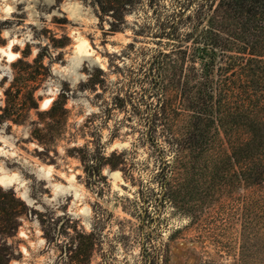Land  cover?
<instances>
[{
	"label": "rangeland",
	"instance_id": "obj_1",
	"mask_svg": "<svg viewBox=\"0 0 264 264\" xmlns=\"http://www.w3.org/2000/svg\"><path fill=\"white\" fill-rule=\"evenodd\" d=\"M199 3L136 0L115 31L111 14L93 0L36 4L33 19L42 27L27 23V12L0 21V31L18 29L17 40L30 31L23 49L11 50L29 62L36 49L47 68L2 59L0 86L7 65L20 87L17 105L28 90L37 101V92L58 89L54 106L36 112L37 120L28 119L31 108L19 123H0V174L13 175L11 185H0V264L9 252L8 264H264V180L247 183L245 161H220L217 147L206 150L194 164L178 165L170 196H161L160 158L172 161L174 151L170 133L150 135L144 127L147 104L157 97L148 58L151 49L168 48L162 33L172 20L185 9L187 25ZM54 10L61 15L47 19ZM78 38L90 56L75 52Z\"/></svg>",
	"mask_w": 264,
	"mask_h": 264
},
{
	"label": "trees",
	"instance_id": "obj_2",
	"mask_svg": "<svg viewBox=\"0 0 264 264\" xmlns=\"http://www.w3.org/2000/svg\"><path fill=\"white\" fill-rule=\"evenodd\" d=\"M93 1L101 14H111L109 30L115 31L126 5L136 0ZM192 11L187 25L180 17L185 9L172 20L162 33L168 48L151 49L148 58L157 97L147 104L144 127L150 135L157 129L170 133L167 143L174 151L172 161L160 158L163 198L170 196L167 185L178 165L194 164L214 147L217 160L247 163L242 174L247 183L264 180V164L259 170L264 163V0H201ZM41 58L37 53L31 63L20 57L16 62L47 70ZM15 79L3 92L0 123H19L23 111L38 107L29 90L27 101L16 104ZM95 171L99 175L100 167ZM4 258L8 264L12 254Z\"/></svg>",
	"mask_w": 264,
	"mask_h": 264
},
{
	"label": "clouds",
	"instance_id": "obj_3",
	"mask_svg": "<svg viewBox=\"0 0 264 264\" xmlns=\"http://www.w3.org/2000/svg\"><path fill=\"white\" fill-rule=\"evenodd\" d=\"M43 2V4L51 7L52 5L56 4V0H0V21L3 20H12L15 19L14 17H12L11 13L13 12H27L28 13V19H27V23H31V24H36L38 27H42L43 25H40L39 22L36 19H33L34 16L37 15L36 11H35V6L38 3ZM18 4H23L24 7L20 8L19 10L17 9V5ZM42 14V13H41ZM61 15L60 12L58 11H52L48 14L47 19H51L52 16H59ZM18 31V29L13 26V28L8 29V30H4V31H0V37L4 38L5 40H7V45L0 48V52L3 53V56H0V60L5 59L8 62L11 61H15L16 59H18L20 57V51H17L15 53H11L9 51V49L13 46L18 44L20 46V49H23L24 47V40H30L31 39V32L27 31L23 34L22 39L17 40L15 39V33ZM10 34H12V38L10 37ZM43 43H47V41H43ZM37 50L33 49L31 56L28 57L27 59L29 60V62H31V59L33 57H35ZM6 69H7V81L3 83L2 86H0V108H3L4 106V96H3V92L5 89H7L9 87V85L11 84L12 80H13V73L12 70L10 68L7 67V65H5ZM3 79V74H0V80ZM72 87H75V82H73ZM58 91V89H57ZM57 91H53L52 89H48V92L51 93V95H47V93H45L44 91H40L36 93V97H37V104L38 107L35 109V111H33L30 115H29V120H37L36 117V112H40V111H46L48 110L51 105L53 100L56 99V95H57ZM39 97H44L43 99H39ZM10 124V121H6L5 122V127ZM27 124V121H26ZM37 127H40L41 129L44 128V124L37 121ZM3 131V127H0V132ZM14 131H19V129H15ZM30 134V127H27L22 133L21 135H23L24 137H28ZM7 139L10 138H6ZM11 147V146H10ZM30 147L32 148H37L39 147L36 144H32L30 145ZM61 152H63V149H61ZM4 155L6 156H15L16 152L15 151H5ZM8 187V183H5V188ZM18 195H23L18 193ZM26 198V197H25ZM28 203H33V201L29 200ZM21 235H23V233H21Z\"/></svg>",
	"mask_w": 264,
	"mask_h": 264
},
{
	"label": "bare ground",
	"instance_id": "obj_4",
	"mask_svg": "<svg viewBox=\"0 0 264 264\" xmlns=\"http://www.w3.org/2000/svg\"><path fill=\"white\" fill-rule=\"evenodd\" d=\"M5 45H7V44H5ZM0 48H2V47H0ZM74 50L78 55H85V56L91 55V52L88 50L87 41L84 40L83 38L77 39V42L74 44ZM9 51L11 53H15L14 51L11 50V48L9 49ZM0 55L3 56V53L0 52ZM109 173L111 175H113L114 177H116L118 175L119 171L118 170H112ZM12 181H13V175L9 176V175H5V174H0V185L3 186V185H5V183H8V185H11Z\"/></svg>",
	"mask_w": 264,
	"mask_h": 264
}]
</instances>
